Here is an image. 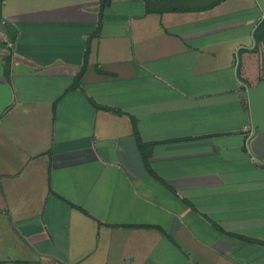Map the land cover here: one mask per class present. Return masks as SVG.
Segmentation results:
<instances>
[{
    "label": "crops",
    "instance_id": "1",
    "mask_svg": "<svg viewBox=\"0 0 264 264\" xmlns=\"http://www.w3.org/2000/svg\"><path fill=\"white\" fill-rule=\"evenodd\" d=\"M183 1H2L0 264H264V12Z\"/></svg>",
    "mask_w": 264,
    "mask_h": 264
},
{
    "label": "water",
    "instance_id": "2",
    "mask_svg": "<svg viewBox=\"0 0 264 264\" xmlns=\"http://www.w3.org/2000/svg\"><path fill=\"white\" fill-rule=\"evenodd\" d=\"M256 1L264 12V0ZM246 87L252 132L264 131V80L255 86Z\"/></svg>",
    "mask_w": 264,
    "mask_h": 264
},
{
    "label": "rangeland",
    "instance_id": "3",
    "mask_svg": "<svg viewBox=\"0 0 264 264\" xmlns=\"http://www.w3.org/2000/svg\"><path fill=\"white\" fill-rule=\"evenodd\" d=\"M2 1L3 0H0L1 5L3 4ZM217 1L218 0H184L183 6L193 5V6H196L197 8L201 6L205 7L207 6V4L212 3V2H217ZM247 3H248V0H232L231 1V4H235V5L237 4L244 5ZM259 54L260 55L258 56V60L256 64L254 66L253 64H251V68H250L251 70H250L249 78H251V80H249L250 81L249 83L253 84V86L257 85L260 81L264 80V47H263L262 53H259ZM243 75L244 74L242 73V67H241L239 69V76L244 77Z\"/></svg>",
    "mask_w": 264,
    "mask_h": 264
},
{
    "label": "trees",
    "instance_id": "4",
    "mask_svg": "<svg viewBox=\"0 0 264 264\" xmlns=\"http://www.w3.org/2000/svg\"><path fill=\"white\" fill-rule=\"evenodd\" d=\"M222 0H218L217 2H220ZM108 2V0H102V6H104L106 3ZM216 3V2H215ZM98 31V30H97ZM262 31V32H261ZM258 33V34H257ZM257 33H256V37H257V40L260 42L262 41L263 42V45H264V19L261 21V23L259 24L258 28H257ZM96 34V32H95ZM94 35V34H93ZM82 73H80L81 75ZM80 75L77 77L76 79V84L77 82L79 81L80 79Z\"/></svg>",
    "mask_w": 264,
    "mask_h": 264
}]
</instances>
